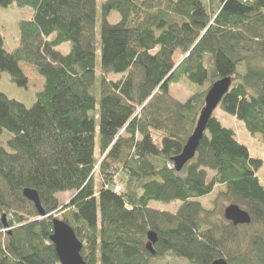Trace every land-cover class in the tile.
I'll list each match as a JSON object with an SVG mask.
<instances>
[{
  "label": "trees",
  "instance_id": "1",
  "mask_svg": "<svg viewBox=\"0 0 264 264\" xmlns=\"http://www.w3.org/2000/svg\"><path fill=\"white\" fill-rule=\"evenodd\" d=\"M14 3L34 15L20 23L14 52L0 32V73L39 91L31 108L0 93V264H60L51 241L59 214L86 264L169 257L264 264L262 160L213 114L195 157L179 172L172 161L208 90L227 77L233 84L219 108L264 144V0H103L101 13L97 0H0V7ZM65 43L68 54L58 49ZM184 83L197 91L181 102L170 89ZM26 189L38 193L45 216ZM70 192L62 204L59 196ZM152 202L181 206L160 211ZM229 205L251 223L234 226L224 215Z\"/></svg>",
  "mask_w": 264,
  "mask_h": 264
},
{
  "label": "rangeland",
  "instance_id": "2",
  "mask_svg": "<svg viewBox=\"0 0 264 264\" xmlns=\"http://www.w3.org/2000/svg\"><path fill=\"white\" fill-rule=\"evenodd\" d=\"M98 2V12L101 13V5L103 0H97ZM34 11L29 7H21L17 3L12 4L8 8L0 7V32L4 38L5 49L9 52H14L20 45V23L25 20H31L33 18ZM121 18L118 13L113 12L110 17L111 23H117ZM100 34H101V19L97 25V63H96V73H97V86L95 89V96L99 102L101 97V79H102V69H101V50H100ZM62 53L68 54L71 50V44L65 43L58 48ZM240 70L244 71L243 67L240 66ZM110 80L118 81L122 78L121 74L110 73L106 76ZM38 88L34 85H29L28 88L19 87L17 84L11 81L9 74L0 73V93L5 94L9 99L16 100L23 103L26 107L31 108L36 102V94L38 93ZM197 91L194 87H191L189 83L173 85L170 89V94L176 100L181 102L187 101L192 94ZM214 117H216L224 127L233 130L236 137L240 143L245 145L250 153V156L255 159L262 160V167L258 170L257 176L259 177L262 185L264 186V144L261 143L258 138L253 137L245 127V124L238 120L236 117L227 114L219 107L214 112ZM99 133V131H98ZM5 133L4 136H8ZM73 192L61 194L59 196L61 203H68L73 196ZM209 198L200 199L201 202L208 206ZM181 206V202L174 203H161L152 202L151 207L168 212H176ZM62 219V215L57 216ZM157 264H161L158 260L154 261ZM162 264H187L179 259L169 257Z\"/></svg>",
  "mask_w": 264,
  "mask_h": 264
},
{
  "label": "water",
  "instance_id": "3",
  "mask_svg": "<svg viewBox=\"0 0 264 264\" xmlns=\"http://www.w3.org/2000/svg\"><path fill=\"white\" fill-rule=\"evenodd\" d=\"M232 84L233 79L227 77L216 81L208 90L205 97V106L201 111L193 134L188 139L182 153L172 160L178 172L195 157L198 146L205 136L209 120L219 107L223 97L229 92ZM24 196L35 204L41 216L46 215L42 208L39 195L35 190L26 189L24 191ZM224 215L234 226L251 223L249 213L237 205H229L225 209ZM148 239L150 251L155 253L153 244L157 242L156 234L154 232H149ZM51 241L55 246L60 264H86L81 254L83 244L77 238L74 230L58 217L53 219V234L51 235ZM212 264H228V262L225 259H218Z\"/></svg>",
  "mask_w": 264,
  "mask_h": 264
},
{
  "label": "built area",
  "instance_id": "4",
  "mask_svg": "<svg viewBox=\"0 0 264 264\" xmlns=\"http://www.w3.org/2000/svg\"><path fill=\"white\" fill-rule=\"evenodd\" d=\"M114 190L117 192V193H121L123 191V187L121 184L117 183L114 187Z\"/></svg>",
  "mask_w": 264,
  "mask_h": 264
}]
</instances>
